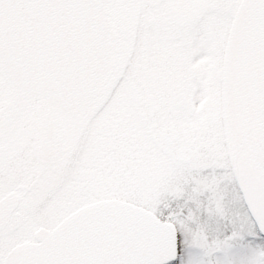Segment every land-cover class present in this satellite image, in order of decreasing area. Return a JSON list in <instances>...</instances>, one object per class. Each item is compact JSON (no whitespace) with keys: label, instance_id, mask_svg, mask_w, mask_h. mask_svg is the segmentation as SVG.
Here are the masks:
<instances>
[{"label":"snow or ice","instance_id":"obj_1","mask_svg":"<svg viewBox=\"0 0 264 264\" xmlns=\"http://www.w3.org/2000/svg\"><path fill=\"white\" fill-rule=\"evenodd\" d=\"M0 264H264V0H0Z\"/></svg>","mask_w":264,"mask_h":264},{"label":"flooded vegetation","instance_id":"obj_2","mask_svg":"<svg viewBox=\"0 0 264 264\" xmlns=\"http://www.w3.org/2000/svg\"><path fill=\"white\" fill-rule=\"evenodd\" d=\"M36 135L38 139V143L36 145L38 157H39V151H40V148L42 147V143L44 139L48 141L49 152H51L54 147V140L57 135V129L51 123L42 124L38 127ZM10 141L12 144L17 143V137L13 135L10 138Z\"/></svg>","mask_w":264,"mask_h":264},{"label":"water","instance_id":"obj_3","mask_svg":"<svg viewBox=\"0 0 264 264\" xmlns=\"http://www.w3.org/2000/svg\"><path fill=\"white\" fill-rule=\"evenodd\" d=\"M49 153V148H48V141L46 139L43 140L42 147L40 148L39 151V157L43 158Z\"/></svg>","mask_w":264,"mask_h":264}]
</instances>
